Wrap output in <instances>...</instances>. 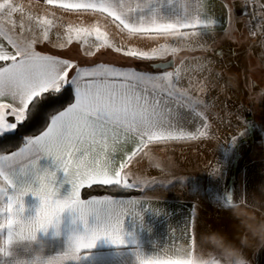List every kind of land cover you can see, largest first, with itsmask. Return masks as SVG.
Returning <instances> with one entry per match:
<instances>
[{"label":"crops","instance_id":"obj_1","mask_svg":"<svg viewBox=\"0 0 264 264\" xmlns=\"http://www.w3.org/2000/svg\"><path fill=\"white\" fill-rule=\"evenodd\" d=\"M13 2L23 8V13L13 16L18 23L21 15L25 21L33 16L54 22L49 35L57 47L46 43L38 45L37 51L81 67L105 64L158 73L162 70L90 63L87 59L101 51H114L115 47L150 54L156 49L159 56L163 46L169 50L167 57L142 61L155 64L173 59L174 66L166 70L180 68L181 84L201 104L195 111L179 110L185 117L182 130L194 139L145 142L125 165L128 182L134 183L126 189L139 194L85 198L83 190L89 188V181L78 189L83 203L108 198L123 208L125 243L113 244L101 236L94 247L70 252L75 238L95 226V217L88 216L86 229L78 214L65 208L46 228L34 227L41 208L40 196L32 191L21 195L27 184L10 185L0 197V264H141L142 258L156 257L172 258L164 264H231L220 240L239 247L247 230L248 219L244 217L264 220V0H128L132 7H142L133 14L134 19L143 16L149 23L175 25L144 36L131 35L107 14L65 12L45 0ZM5 19L0 17V21ZM197 21L211 23L203 27ZM254 21L258 22V38L251 32ZM69 27H98L106 33L110 46L99 48L93 31L80 43L61 49L59 45L65 42ZM171 48L175 49L172 53ZM87 51L95 54H82ZM181 55L184 57L178 61ZM188 72L198 81L190 87ZM0 102L10 103L8 99ZM7 119L14 122L11 116ZM139 144V136L120 129L102 146L100 157L116 170ZM38 166L41 172L46 169L56 173L51 200H64L71 193L73 177H67L51 156L40 154ZM29 184L39 187L35 179ZM16 197L22 203L16 202L10 211V198ZM242 251L249 264H264V247L257 250L253 242L252 247Z\"/></svg>","mask_w":264,"mask_h":264},{"label":"snow or ice","instance_id":"obj_2","mask_svg":"<svg viewBox=\"0 0 264 264\" xmlns=\"http://www.w3.org/2000/svg\"><path fill=\"white\" fill-rule=\"evenodd\" d=\"M45 3L65 12L107 14L134 36L153 35L162 27H175L149 23L143 16L134 19L133 14L142 7L141 4L132 7L128 0H45ZM18 12L23 13V8L13 0L0 2V17L7 18L0 21V62H3L0 63V101H10L0 102V136L14 132L18 125L29 119L31 110L45 102L48 96L55 97L64 89L71 88L74 103L51 115L46 129L37 136L25 138L18 150L0 155V180L5 185L0 187V197L5 196L10 185L27 184L21 195L32 191L33 195L41 198L34 227L46 228L53 217L65 208H71L87 229V218L93 215L95 226L87 229L85 235L75 238L70 249L72 253L94 247L101 236L113 244H123V208L108 198L83 203L78 189L84 186V181L90 182L88 187H134V183L128 182L125 165L142 150L145 142L194 139L195 136L182 130L180 125L185 117L179 110L195 111L201 101L188 95V88L181 84L180 68L142 73L105 64L81 67L73 61L43 54L36 50L38 45L47 43L57 47L49 35L53 20L28 16L25 21L21 15L18 23L13 19ZM210 23L197 21V25L203 27H209ZM93 31L100 42L99 48L110 46L106 33L98 27L94 30L69 27L66 40L59 47L63 49L73 42L80 43L82 38L92 36ZM83 43L86 44L87 40L84 39ZM114 51L137 60L164 59L169 52L163 46L160 49L163 54L159 56L156 49L151 54L121 47H115ZM170 51L172 53L175 49ZM82 54L92 56L95 53L87 51ZM172 64L173 61H169L168 67L171 68ZM154 67L164 69L165 65ZM192 76L193 73L188 72L189 87L198 83ZM9 116L14 118V122H8ZM120 129L135 133L140 137V144L124 159L119 169L113 170L107 159H101L100 153L102 146ZM94 148L98 150L94 151ZM40 154L54 157L67 177H73L70 180L71 193L64 200H51L55 193L53 182L56 173L46 169L41 172L38 166ZM34 179L39 181V187L32 188L29 184ZM16 202L22 203L19 197L10 198V211ZM73 258L79 259V256ZM171 259L142 258L141 264H164Z\"/></svg>","mask_w":264,"mask_h":264},{"label":"trees","instance_id":"obj_3","mask_svg":"<svg viewBox=\"0 0 264 264\" xmlns=\"http://www.w3.org/2000/svg\"><path fill=\"white\" fill-rule=\"evenodd\" d=\"M183 57V55L178 56V61ZM87 60L90 63L109 62L116 65L134 66L140 69L155 70L151 66V62L129 58L109 49L101 51L97 53L96 56ZM73 96L71 88L64 89L55 97L48 96L45 102H42L37 108L31 110L29 119L23 124L18 125L15 132L0 136V155L16 151L19 147L23 146L25 138L37 136L44 131L50 121L51 115L56 114L72 104ZM137 194H139L138 191L123 187L92 186L83 190V196L85 198L106 195L124 197Z\"/></svg>","mask_w":264,"mask_h":264},{"label":"clouds","instance_id":"obj_4","mask_svg":"<svg viewBox=\"0 0 264 264\" xmlns=\"http://www.w3.org/2000/svg\"><path fill=\"white\" fill-rule=\"evenodd\" d=\"M64 211V210H63ZM61 211V214H63ZM241 215L244 217L243 213ZM246 233L241 238L240 246L227 245L223 240H220V245L224 254L230 259L231 264H249L247 257L243 254L242 249L245 247H252L255 242V248L258 250L264 247V220H257L254 218H246Z\"/></svg>","mask_w":264,"mask_h":264},{"label":"water","instance_id":"obj_5","mask_svg":"<svg viewBox=\"0 0 264 264\" xmlns=\"http://www.w3.org/2000/svg\"><path fill=\"white\" fill-rule=\"evenodd\" d=\"M169 61H173V64H172V66H171V68H172V67L174 66V60H173V59L168 60V61H166V62H158V63L152 64V67H153V69H155V70H157V69H159V70L170 69V68L168 67V62H169ZM160 64L165 65V68H164V69H160V68H155V67H154V65H160Z\"/></svg>","mask_w":264,"mask_h":264},{"label":"built area","instance_id":"obj_6","mask_svg":"<svg viewBox=\"0 0 264 264\" xmlns=\"http://www.w3.org/2000/svg\"><path fill=\"white\" fill-rule=\"evenodd\" d=\"M252 25L255 26V29H253L251 32L253 33V35H254L256 38L260 37L259 32L256 30V22L254 21V22L252 23Z\"/></svg>","mask_w":264,"mask_h":264},{"label":"rangeland","instance_id":"obj_7","mask_svg":"<svg viewBox=\"0 0 264 264\" xmlns=\"http://www.w3.org/2000/svg\"><path fill=\"white\" fill-rule=\"evenodd\" d=\"M256 18H257V21H258V17H257V16H256ZM256 24H258V22H256ZM256 28H257V25H256ZM253 29H255V26L251 24V31H252ZM77 46H78V45H77Z\"/></svg>","mask_w":264,"mask_h":264}]
</instances>
